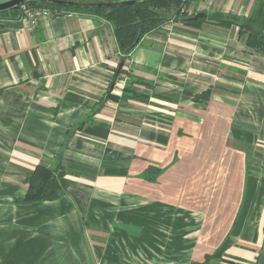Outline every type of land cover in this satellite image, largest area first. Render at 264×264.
<instances>
[{
  "label": "crops",
  "instance_id": "0c3cea01",
  "mask_svg": "<svg viewBox=\"0 0 264 264\" xmlns=\"http://www.w3.org/2000/svg\"><path fill=\"white\" fill-rule=\"evenodd\" d=\"M259 1L190 0L126 56L91 13L0 15V264H258L264 52L207 15ZM37 165L63 194L20 202Z\"/></svg>",
  "mask_w": 264,
  "mask_h": 264
},
{
  "label": "trees",
  "instance_id": "16d2710c",
  "mask_svg": "<svg viewBox=\"0 0 264 264\" xmlns=\"http://www.w3.org/2000/svg\"><path fill=\"white\" fill-rule=\"evenodd\" d=\"M85 1H116V0H85ZM190 0H141L132 4L114 7H71L61 6L41 0H32L25 3L28 6L46 7L50 9H66L81 11L97 15L108 20L114 30L118 49L126 56L151 30L160 26L167 19L181 17L184 21L192 23L197 20H189L194 14L187 15L186 12L179 16L180 6L186 7ZM17 8L0 12L15 13ZM207 17L223 26L236 24L242 32L247 33L246 44L252 48L264 52V0L259 1V6L253 15L249 17H238L233 14L213 12ZM123 59V58H122ZM122 72L118 68L117 74ZM70 133L68 132L67 136ZM63 191L56 177V168L37 165L29 179L27 191L20 202L33 203L45 200H54L62 196ZM258 264H264V246L259 254Z\"/></svg>",
  "mask_w": 264,
  "mask_h": 264
},
{
  "label": "water",
  "instance_id": "95a60500",
  "mask_svg": "<svg viewBox=\"0 0 264 264\" xmlns=\"http://www.w3.org/2000/svg\"><path fill=\"white\" fill-rule=\"evenodd\" d=\"M32 1V0H0V12L7 11L10 9L18 8L19 6ZM50 2L61 6H71V7H114L119 5L132 4L141 0H116V1H85V0H41ZM206 14L202 11L196 12L192 15L189 20H197L204 18ZM123 61H121L119 67H122ZM113 84L111 85V87Z\"/></svg>",
  "mask_w": 264,
  "mask_h": 264
},
{
  "label": "built area",
  "instance_id": "2783aa9c",
  "mask_svg": "<svg viewBox=\"0 0 264 264\" xmlns=\"http://www.w3.org/2000/svg\"><path fill=\"white\" fill-rule=\"evenodd\" d=\"M18 15L28 23L29 26H34L40 18L48 19L60 13L59 9H50L46 7H35L23 4L17 8ZM181 14L186 12L188 15V9L185 4L180 6ZM179 14V15H181Z\"/></svg>",
  "mask_w": 264,
  "mask_h": 264
},
{
  "label": "rangeland",
  "instance_id": "374dc122",
  "mask_svg": "<svg viewBox=\"0 0 264 264\" xmlns=\"http://www.w3.org/2000/svg\"><path fill=\"white\" fill-rule=\"evenodd\" d=\"M179 14H181V12H179ZM180 16V15H179Z\"/></svg>",
  "mask_w": 264,
  "mask_h": 264
}]
</instances>
